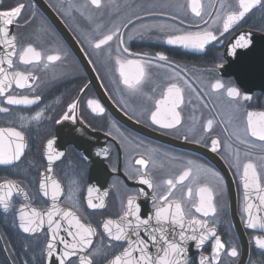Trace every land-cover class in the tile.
<instances>
[{
  "label": "flooded vegetation",
  "instance_id": "flooded-vegetation-1",
  "mask_svg": "<svg viewBox=\"0 0 264 264\" xmlns=\"http://www.w3.org/2000/svg\"><path fill=\"white\" fill-rule=\"evenodd\" d=\"M43 1L51 13L33 0H0V10L25 5L21 17L11 26L17 49L32 44L42 53L41 61L30 64L20 62L18 55L13 57L11 71L31 73L36 79L23 89L13 82L6 94L40 99L33 104L10 105L6 96L0 97V107L8 109L7 113L0 112V128L22 131L27 143L19 160L0 165V183L12 181L19 189H13L10 211L5 213L0 207V264H47L44 248L50 233L46 217L42 230L25 233L19 227L18 211L21 205H28L29 211L51 210V181H47L48 196L40 189L45 176H51L61 186L55 204L72 210L82 223L96 229L93 249L103 246V254L99 255H92L88 249L78 252L71 264H79L80 255H92L93 264H108L127 244L110 240L103 222L108 218L118 220L129 196L135 197L142 218L154 216L161 203L159 197L169 193L166 181L176 182L188 169L190 176L171 189L170 199L181 201L186 219L207 220L208 227L215 228V234L226 246L218 264H264V249L255 242L256 237H264V228L247 227L241 179L243 165L251 162L256 166L260 188L264 189V141L247 131V113L264 112V91L238 69L226 68L225 55L226 46L234 37L264 36V6H255L225 32L223 20L227 12L239 10L238 0H199L202 18L191 12L189 0H101L99 8L90 0ZM113 7L115 13L111 11ZM117 27L123 36L122 45L114 38L100 49L92 46V42ZM197 31H212L217 39L203 49L167 43L169 35ZM118 47L127 48L128 52H118ZM239 48L231 51L235 64L243 61L238 58ZM57 53L61 56L59 61H47V55ZM157 54L167 59L161 61ZM117 57L125 62L124 71L129 78H134L138 70L127 61H139L144 66L145 76L138 91L123 83ZM217 79L225 87L214 91L211 84ZM171 84L183 89L184 102L177 108L181 123L164 129L153 124L150 115ZM229 87L237 88L240 97H228ZM246 95L250 99L245 100ZM89 100L97 101L104 111H94ZM74 102L76 108L69 112L68 106ZM37 113L42 114L39 119L34 118ZM66 113L72 118L62 119ZM208 119L213 120V126L205 131ZM50 139L54 141L53 151L64 155L52 162V172L48 173L46 145ZM212 139L220 141L216 152L211 148ZM180 143L213 153L220 160V168ZM141 158L149 162L146 168L136 163ZM93 162L99 163L98 167L103 164L109 171L106 180L102 166L95 170ZM144 172L151 179L152 188L141 182ZM103 183L107 187L104 207L90 208L88 189H93L91 199L99 204ZM203 186L212 189L217 207L216 213L208 217L191 207L200 202L198 189ZM189 187L193 189L191 197L187 194ZM261 195L264 191L249 190V202L257 217H264V206L258 198ZM204 198L207 199L206 193ZM61 223L67 227L65 221ZM152 224L155 226L154 219ZM186 234L190 235L191 229ZM60 235L71 242L63 229ZM214 244L211 235L200 248L194 241L183 242L188 264H199L201 256L211 257ZM58 247L63 249L61 244ZM231 247L236 248V257L230 256ZM149 250L153 254L156 251L151 247Z\"/></svg>",
  "mask_w": 264,
  "mask_h": 264
},
{
  "label": "snow or ice",
  "instance_id": "snow-or-ice-1",
  "mask_svg": "<svg viewBox=\"0 0 264 264\" xmlns=\"http://www.w3.org/2000/svg\"><path fill=\"white\" fill-rule=\"evenodd\" d=\"M90 3L96 8L101 7V0H90ZM257 5L264 6V0H238L239 10L226 13L223 20V30L227 32L233 23L243 18L246 13ZM24 7L25 5L18 4L10 10H0V46H2V54H0V97L6 96V102L10 105L33 104L40 99L38 96L30 99L28 96L17 97L15 95H6L8 90L11 89L13 82L17 87L23 89L26 86H30L28 84L30 80L36 79L31 73L25 74L24 72L11 71L13 69V57L18 55L19 61L24 64H30L33 61H41L42 59V53L32 44H28L22 50H18L17 37L11 32V26L14 24L15 20L21 17ZM189 7L195 16L202 18V7L199 0H189ZM137 19L139 18L137 17ZM217 19H219V17H217ZM129 23H131V21H129ZM204 23L207 25L208 22L204 21ZM126 26L127 25H125V27ZM114 38L119 41V44L122 45L124 43L119 27L103 35L101 38L96 39L92 42V46L95 49H100L102 46L108 45ZM216 39L217 37L212 31L183 32L177 35H169L167 43L203 49L205 44L209 43V41H215ZM240 39L243 40L245 37L241 36ZM117 51L127 53L128 49H121L118 47ZM157 55L158 59L161 61L167 59L163 54ZM46 59L49 62L59 61L61 56L59 53L51 54L47 55ZM116 63L120 66V75L123 79V83L130 90L138 91V86L145 76L144 66L139 61H127L126 63L128 65L134 64L138 70L134 78H129L124 71L125 62H122L119 57H117ZM224 87L225 85L219 79L211 84V88L214 91L222 90ZM227 95L230 98H238L240 97V92L237 88L229 87L227 88ZM244 99L247 100L250 99V97L246 95ZM183 102V89L176 84L169 85L163 98L156 101V110L152 111L150 115L151 122L164 129L175 128L181 123V115L180 112L177 111V108ZM88 104L89 106H94V111H104L97 101L89 100ZM162 106L166 111L162 112ZM75 108V102L68 106L69 112H74ZM0 112L7 113L8 109L0 107ZM41 115V113H37L34 118L39 119ZM69 118L72 117H69L66 113L62 119ZM212 126L213 120L208 119L205 125V131L210 130ZM247 131L260 141H264V112L247 113ZM185 139H187V137H185ZM53 143L54 141L50 139L47 141L46 145L47 160L49 163L47 169L48 173L52 172V162L64 155L63 152L53 151ZM26 147L27 143L22 131H18L15 128H0V165H10L13 161L19 160ZM219 147V139H212V151L216 152ZM136 163L146 168L149 162L141 158L138 159ZM190 172V169L183 171L176 182L172 179L166 181V184L169 186V193L159 197L161 203L155 208L154 216L142 218L140 216V206L135 202V197L129 196L123 215L120 216L118 220L108 218L103 222V230L110 240L116 242L123 241L127 244V247L124 248L120 254L111 259L108 264H188L185 255L186 248L183 246V242L188 240L194 241L196 247L200 248L204 245L209 235L213 236L215 239L212 255L211 257L201 256L199 264H218L220 253L226 246L221 238L215 234V228H209L207 220L195 218L186 219V212L181 201H173L170 199L171 189H174L177 183L185 181L190 176ZM216 175L218 176V174ZM140 179L141 182L149 188L153 187V183L148 177L147 172L142 173ZM241 179L243 181L245 201L243 210L248 214L247 227L255 229L259 226L260 228H264V217L254 216V205L249 202V190L251 188L264 191V189L260 188L256 166L253 163L248 162L243 165V175ZM49 180L51 181L52 200L54 202L51 210L40 212L32 208L29 211L27 210L29 207L28 205H21L18 210L19 227L23 229L25 233H36L43 229L46 217V223L50 233L44 248L47 264H71V258L76 256L78 252L82 253L86 249L91 250L92 255L103 254L102 245L97 246L95 249L92 248L96 229L91 225L82 223L81 219L72 210L60 209L55 204L58 195L61 193V186L59 182L51 176H45V179H42L40 182V189L43 190V195H49L47 184ZM13 189L19 191L18 186L12 181L0 183V207L3 208L5 213L12 208L11 198L13 196ZM198 190L201 194V199L198 204H192V209H194L196 213H202L204 217H208L210 213L215 214L217 207L213 202L212 189L203 186ZM92 192L93 189L90 187L88 189V206L93 209L104 207L103 201L99 204L93 202L91 199ZM192 192L193 189L189 187L187 189L189 197L192 196ZM205 193L207 194L206 200L204 198ZM24 195L27 196V193ZM258 198L260 205L264 206V195ZM190 211L191 210H189V212ZM153 219L155 220V226L152 224ZM61 220L66 222L67 227L61 223ZM177 228L179 231H177ZM62 229L67 233L68 237L72 238L71 242L60 235ZM189 229H191L190 235L186 234ZM141 230H143L144 236H141ZM176 237H178L179 242ZM255 242L260 248L264 249V237H256ZM58 244L63 245V249H60ZM150 247L155 248L156 251L154 254L150 252ZM229 254L232 257H236V248L231 247ZM92 255H80L79 264H93Z\"/></svg>",
  "mask_w": 264,
  "mask_h": 264
},
{
  "label": "water",
  "instance_id": "water-1",
  "mask_svg": "<svg viewBox=\"0 0 264 264\" xmlns=\"http://www.w3.org/2000/svg\"><path fill=\"white\" fill-rule=\"evenodd\" d=\"M33 1L42 10H44L47 13H51V10L47 7V5L43 0H33ZM241 36H244L245 39L241 40L240 39ZM253 36L254 37H249L247 34H242L239 37H234L228 42L225 49L226 52L225 55L228 60L226 68L238 69L242 75H245L247 79H249L253 84H255L254 86L256 88L264 91V36L261 35L258 36L256 34ZM234 46L236 47L240 46L239 51L241 53V56L238 58L243 60L242 63L240 64H235L232 61L233 57L231 56L232 54L231 51L236 48ZM1 53H2V46H0V54ZM179 145L199 152L209 161H211L220 168L221 165L220 160L208 150L187 143H180ZM97 165H99V163L97 164L96 162H93V168L94 169L96 168L95 170H101V166L103 164H100V167H98ZM102 170L104 173V180H106L107 177L109 176V171L104 166H102ZM102 186L104 187V190L103 193L100 195V197H98L97 199L99 203L101 201H103V203L105 202V197L107 194V187H105V183H103Z\"/></svg>",
  "mask_w": 264,
  "mask_h": 264
},
{
  "label": "rangeland",
  "instance_id": "rangeland-1",
  "mask_svg": "<svg viewBox=\"0 0 264 264\" xmlns=\"http://www.w3.org/2000/svg\"><path fill=\"white\" fill-rule=\"evenodd\" d=\"M111 11H113V13H115V11H116V8L115 7H113L112 9H111ZM110 28V27H109Z\"/></svg>",
  "mask_w": 264,
  "mask_h": 264
}]
</instances>
